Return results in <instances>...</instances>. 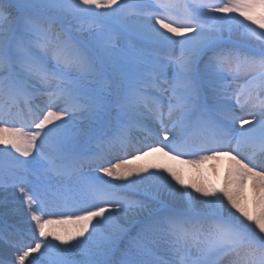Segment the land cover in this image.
Listing matches in <instances>:
<instances>
[{"label":"snow or ice","instance_id":"1","mask_svg":"<svg viewBox=\"0 0 264 264\" xmlns=\"http://www.w3.org/2000/svg\"><path fill=\"white\" fill-rule=\"evenodd\" d=\"M0 189V264H264V0H0Z\"/></svg>","mask_w":264,"mask_h":264},{"label":"bare ground","instance_id":"2","mask_svg":"<svg viewBox=\"0 0 264 264\" xmlns=\"http://www.w3.org/2000/svg\"><path fill=\"white\" fill-rule=\"evenodd\" d=\"M228 163L229 162L227 160H222L219 163V167L217 169V175H211V178L217 184H219L220 181L222 180L223 175H224V171L228 167ZM197 178H198V176L194 171L189 170L186 172V182H191ZM11 193H12L11 189H9L8 191H4V190L0 189V200H4L5 198H8L10 200L11 199ZM9 207H12V205L11 206L9 205ZM2 211H4V209H3V207H0V212H2ZM35 255H38V254H35Z\"/></svg>","mask_w":264,"mask_h":264},{"label":"rangeland","instance_id":"3","mask_svg":"<svg viewBox=\"0 0 264 264\" xmlns=\"http://www.w3.org/2000/svg\"><path fill=\"white\" fill-rule=\"evenodd\" d=\"M209 178L212 179V178H211V173H210V172H209ZM212 180H213V179H212ZM10 206H11V204H10Z\"/></svg>","mask_w":264,"mask_h":264}]
</instances>
